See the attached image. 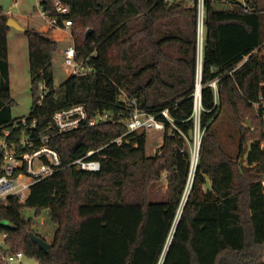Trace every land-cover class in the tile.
I'll use <instances>...</instances> for the list:
<instances>
[{
  "label": "trees",
  "instance_id": "16d2710c",
  "mask_svg": "<svg viewBox=\"0 0 264 264\" xmlns=\"http://www.w3.org/2000/svg\"><path fill=\"white\" fill-rule=\"evenodd\" d=\"M56 1L69 7L59 24L72 20L79 59L88 60L94 73L56 86L57 43L38 31L25 32L32 92L41 84L49 90L41 105L33 95L27 134L34 149L41 146L40 133L54 131L52 117L59 109L82 103L90 118L109 113L115 122L50 139L64 166L33 185L26 203H0V235L7 246L1 249L22 252L40 264H264V133L251 104L264 93V57L251 55L264 41V0H203L204 137L183 208L191 173L199 0H39V6L55 18ZM8 20L0 7V128L15 121ZM246 57L233 76H225ZM214 81L218 96L209 86ZM122 92L165 122L154 156L146 155L147 133L128 134ZM221 109L238 126L246 111L254 124L253 135L241 127L245 168L225 156L212 133ZM119 137L122 145L113 143ZM90 151L95 152L90 159L101 163L100 172L69 166ZM159 183L166 184V199L152 201L151 190ZM24 208L49 211L55 234L47 251L32 241L30 233L36 232L23 218Z\"/></svg>",
  "mask_w": 264,
  "mask_h": 264
},
{
  "label": "built area",
  "instance_id": "2783aa9c",
  "mask_svg": "<svg viewBox=\"0 0 264 264\" xmlns=\"http://www.w3.org/2000/svg\"><path fill=\"white\" fill-rule=\"evenodd\" d=\"M41 17L46 22L48 31H59L67 35L69 45L64 49L63 55V68L65 71V79L70 77L87 76L94 73V69L90 66L89 61L79 59L76 49L75 39L71 33L73 25L72 20L65 19L63 24H59V18L65 17L70 13L68 6H65L60 1L55 3V18H52L50 13L44 12L41 8ZM246 11H252L251 8L246 7ZM204 2L199 0L197 7L198 26H197V86L194 94V112L192 118L194 120L193 143L190 146L191 152V173L185 187V192L182 198V207H184L188 197L191 193L194 176L198 164V154L201 148L202 140L204 137V130L201 128V94L198 89L202 88L201 80L203 75V53H204ZM257 55L260 58L264 57V41L263 43L251 54ZM250 55V56H251ZM246 57L231 71L225 73V76H233L247 61ZM63 82V81H62ZM218 81L212 82L209 86L213 88L215 96H218ZM56 86L61 84L55 81ZM200 87V88H199ZM203 89V88H202ZM40 96L38 104L41 105L46 96L49 94L45 84L38 87ZM125 108L129 111V116L125 121V125L130 133H162L166 131V124L158 118V116L148 114L138 107L135 100H131L127 95L122 92L120 97ZM255 115L263 125L264 133V93L259 95V98L252 102ZM161 115L174 127L173 120L170 118L168 111H163ZM27 121L28 118L16 119L12 123L11 128H0V203L5 206L9 205L10 200H16L18 204H24L28 200L31 189L36 183L54 176L64 166L59 153L49 146L52 137L71 133L83 128L95 127L97 125L114 123L115 117L113 114H100L93 118L88 116L85 104H76L54 112L52 117V124L54 131L51 135H44L40 133L39 139L41 146L34 149V142L27 134ZM36 127L34 122L31 128ZM115 144L122 145L123 137L114 140ZM264 151V139L261 144ZM94 151H90L87 155L77 161L69 164L70 167L75 169L89 172L98 173L101 171V163L96 160H91L90 157L94 155ZM264 184V178L262 180ZM6 236H4V240ZM24 253L11 252L2 250L0 248V263L1 264H21L24 260Z\"/></svg>",
  "mask_w": 264,
  "mask_h": 264
},
{
  "label": "rangeland",
  "instance_id": "374dc122",
  "mask_svg": "<svg viewBox=\"0 0 264 264\" xmlns=\"http://www.w3.org/2000/svg\"><path fill=\"white\" fill-rule=\"evenodd\" d=\"M233 1L242 2L243 0ZM187 5L189 7H193L190 2ZM229 6V8L234 9V5ZM0 7L3 9L4 13L8 15L9 19L16 21L20 26L25 28L26 31H38L41 34L48 35V37L57 43V49L53 55V69L55 80L60 84V82H62L66 77L62 63L64 49L69 45V41L65 39L66 36L56 34L54 32H47V24L41 17L39 0H0ZM8 50L10 93L12 100H14V105L11 111L12 119L16 120L28 118L33 105V95L37 99L40 96V92L38 90H34L32 92L29 65V42L24 32L10 28L8 35ZM219 112V117L212 127V133L225 156H227L228 159L235 164V166L239 165L241 168H245L247 167L246 155L240 158V143L243 142L241 127L250 131L253 135L254 124L246 111H243L241 115L243 122H239L241 123L239 126L234 122L230 114L225 109H221ZM162 140V133H147L146 155L154 156L161 146ZM250 142L251 141H248L247 143L250 144ZM200 155L201 148L199 150L198 158H200ZM236 168L237 167H235V170ZM237 176L240 179V174L238 172ZM209 186L210 183L208 182L207 186H203V189H206ZM166 190V184L159 183L158 186L152 188L151 190V200H165L167 194ZM23 218L27 224L30 222L33 224V230L37 234L41 235L47 243L52 242V238L55 234V226L50 219L48 210L42 209L41 211H37V209L34 208H24ZM3 223L6 226H10V222L8 221H4ZM0 248L7 249V246L4 243V235H0ZM262 260H264V258ZM21 264L40 263L34 257L25 256Z\"/></svg>",
  "mask_w": 264,
  "mask_h": 264
},
{
  "label": "water",
  "instance_id": "95a60500",
  "mask_svg": "<svg viewBox=\"0 0 264 264\" xmlns=\"http://www.w3.org/2000/svg\"><path fill=\"white\" fill-rule=\"evenodd\" d=\"M7 26L9 28H14V29H17V30L22 31L24 33L26 32L25 28H23L22 26H20L13 19H9L8 20ZM90 32H92V31L89 30L88 33H87V36L90 34ZM198 91H199L198 93L202 94V88L198 89ZM249 128H250V125H249ZM30 237H31L32 241L34 243H36L42 250L47 251L50 248V244L47 243L43 238L38 237V236L34 235L33 233H30Z\"/></svg>",
  "mask_w": 264,
  "mask_h": 264
},
{
  "label": "crops",
  "instance_id": "0c3cea01",
  "mask_svg": "<svg viewBox=\"0 0 264 264\" xmlns=\"http://www.w3.org/2000/svg\"><path fill=\"white\" fill-rule=\"evenodd\" d=\"M46 29H48L47 26H46ZM47 32H54V33H56V34H61V35H63V36H66L65 39L67 38V35H66L65 33H62V32H59V31H47ZM66 40H67V39H66ZM66 42H68V41H66ZM52 239H53V238H52Z\"/></svg>",
  "mask_w": 264,
  "mask_h": 264
}]
</instances>
